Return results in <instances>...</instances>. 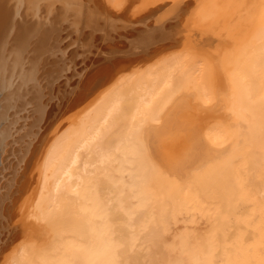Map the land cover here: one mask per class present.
Returning <instances> with one entry per match:
<instances>
[{
    "label": "bare ground",
    "instance_id": "bare-ground-1",
    "mask_svg": "<svg viewBox=\"0 0 264 264\" xmlns=\"http://www.w3.org/2000/svg\"><path fill=\"white\" fill-rule=\"evenodd\" d=\"M186 1L132 32V4L109 14L96 0H0V264H264V0L188 12L207 26L190 38L172 23ZM121 37L134 65L153 61L81 104L73 126L58 123L40 180V67L71 78L79 56ZM33 144L36 182L3 193L8 157ZM16 193L40 228L4 214Z\"/></svg>",
    "mask_w": 264,
    "mask_h": 264
},
{
    "label": "rangeland",
    "instance_id": "rangeland-1",
    "mask_svg": "<svg viewBox=\"0 0 264 264\" xmlns=\"http://www.w3.org/2000/svg\"><path fill=\"white\" fill-rule=\"evenodd\" d=\"M167 1L175 3L176 1H179V0H123V2L120 3V6H116V7H109V5L112 6L111 1L96 0L99 8L102 9L103 11L110 9V11H107V12H109V14L113 10H118L121 8L123 10L127 6H130L132 4V6L130 7L128 12H126V10L123 11V14L126 17V19H128L129 21H133L134 25L133 26H127V28H126V30L127 29L132 30V32H134L135 30L137 31V29H144L146 27L144 25H147L148 21H150L149 23L154 24L155 23L154 20L156 18H153L154 15H152L153 14L152 10H154V11L159 10L162 7V5H164ZM220 1L222 3H224L223 0H220ZM213 2H214V0H189V1H186V5L182 7V9H183L182 16H181L182 22H179L180 20L179 21H177V20L173 21L172 23H175V24H173L174 25L173 28H176L178 33L183 32V35L185 34L187 36L186 38H188V36L190 38L191 33H193L197 27L202 26L201 28H206L207 26L201 25L200 23L195 22L194 21L195 18H193V19L189 18L188 12L190 13V15L192 14L194 16L197 12H200V10L202 8H209V5L212 4ZM151 5H152V8H150ZM133 11H134V13H133ZM129 14H131V17L129 16ZM135 14H137V15H135ZM185 14L186 15L188 14V15L186 16ZM136 17H138V18H136ZM136 19H137V21H134ZM183 24H185V26H187V28L185 26H181ZM168 25H169L168 27L171 26V24H169V23H168ZM63 27H65V25ZM182 28H183V30H182ZM184 29H186V31ZM222 29L223 28L220 29L222 32L226 31L225 29L224 30H222ZM124 30L125 29H121L120 32H123ZM138 34H139V32H138ZM98 35L99 34H96L95 36H98ZM136 35H137V33H136ZM125 40H126V38L121 37L114 42L110 41V42H105L104 44H96L98 47L96 49V51H100V52L89 54L90 56H88V55H83L81 57L79 56L78 59H76L72 65H71L72 62L69 64V66L70 65L71 66L68 69L73 74V77L68 78V79H65L66 76L64 77L65 73H63V72L60 73L59 75H56V73L58 74L59 71L58 72L56 71V73H53L50 80H47L44 77L42 78L43 74L41 72V67H40V82L42 83V87H40V89H41L40 104H41V106H43L42 109L45 108L44 104L47 105V109H46V112L44 114V118L40 119V180H41V173H42L41 172V166H42V159H43V155H42L43 149L45 148L48 141L54 136L55 128L57 127L58 123L60 124L59 125L60 127L71 126L72 124L74 125L76 123V120L79 119V118L78 119L76 118L78 116L77 114H79L78 117H81L83 115V114L82 115H80V114L83 113L84 111H86V109L84 111L82 110V109H84V106H86L90 103H93L90 100L95 101L96 100L95 96L99 97L102 94V92H104L103 89H105V88H103V87H106L107 85L109 86L110 84L114 83L115 82L114 80H117L118 75L128 76L132 72L139 70L140 69L139 67H142L145 64L147 65L153 61V60L150 62H149V60H146V62H145V60H142L139 62L135 61V62H138V64L134 65L133 61H130L131 57L130 56L128 57V52L124 51L127 47V46H124L127 44V42ZM162 43H164V42L158 43L157 45H155L154 48L149 47L148 49H146V52H147V50L149 51V50L156 49V46H160ZM186 46H191V45H186ZM175 48H178V47H175ZM163 50H164L163 51L164 54L168 55V54L172 53V51L175 49L174 48H167V49H163ZM120 51H122V52H120ZM140 51L142 52L141 49H140ZM116 52H119V53H116ZM141 52H139L138 54L136 53V57L139 56L141 54ZM114 53H115V55H114ZM121 53H124V55ZM117 54H119V55H117ZM109 55H111V56H109ZM162 56H164V55L161 54L156 59H158ZM111 57H112V59H111ZM119 59L122 61H120ZM140 64H142V65H140ZM40 66H41V63H40ZM74 66H75V68H74ZM100 66H101V70L99 68ZM119 66L121 68H118ZM134 67H138V69H136ZM110 68H112V69H110ZM131 69L132 70L134 69V70L131 71ZM104 72H106V73H104ZM121 72H124V74H122ZM127 72H131V73L127 74ZM114 73L115 74L118 73V74H116L117 76L116 75L114 76ZM61 74H63V75H61ZM120 76H119V78H120ZM89 77H90V79H89ZM59 80H60V82H59ZM107 80H108V82H107ZM190 92H191V90H190ZM85 102H87L86 105L84 104ZM81 104H84L82 106V109L80 108ZM71 105H73V108ZM191 105L193 108L194 103H192ZM205 106H207V104ZM70 107L72 108V111H70L71 110ZM77 108L79 109L78 111H77ZM192 108L189 109V110H192V111H189L191 113V115L188 114V112H187V114H185L186 119H187V116L191 117V118H195L197 115L200 114L198 112L199 110L197 109V106H196V108L194 107L195 109H192ZM68 109L70 112H68ZM73 109H75L76 111H73ZM186 109H188V107H186ZM80 110H82L83 112ZM215 111L218 114L220 113V114L224 115L227 112L226 102L224 100L218 101V103L215 107ZM71 112L74 113L75 115L73 114V116H71L72 115ZM40 113H41V111H40ZM67 115H69V116L65 120V117ZM31 117L26 118V121L32 120ZM71 118H72V120H70ZM74 118H76V119H74ZM60 120H62V121L60 122ZM23 121H24V119H22L20 122H18L17 126H19ZM14 132H15V130H13V133ZM12 139H13V137L10 135L6 141H8V140L10 141ZM34 145L35 144H33L31 146V149H30L31 152L29 151V153L25 156L23 161H22V159H19V157L15 156V155H11L8 157V162H7L8 168L5 169V172L8 175L2 179V181L4 183L8 182V184H6V187L3 189V193H7L9 191L10 185H12L13 189H15V190L20 189V191H22V193H20V192L19 193L23 194L30 186L32 187V185H34V183L36 182L34 180V177L37 176L38 171L36 169V167H37L36 158L33 156V151H32ZM12 146L13 145H11V144L9 146V148H11V150H12ZM33 157H34V159H33ZM21 161H22V163H21ZM19 193H16L14 195H9L8 199H6L4 201L3 206H1L4 209V214L8 217V219H10V222L17 223V229H18V226L21 227L25 223H30V222L34 223L36 226L39 227L40 226L39 218H36V217H29L28 218V216L26 215L24 207H22V205H21L22 203L20 201H18V198L20 195ZM25 209L27 210V208H25ZM0 222L6 223L5 221H0ZM28 243L29 244L32 243L31 238H27V244ZM38 244L39 245L36 246L35 248L40 247V240L38 241ZM29 247H30V245H29ZM8 259L9 258H6L7 262L5 261L4 264H8Z\"/></svg>",
    "mask_w": 264,
    "mask_h": 264
}]
</instances>
